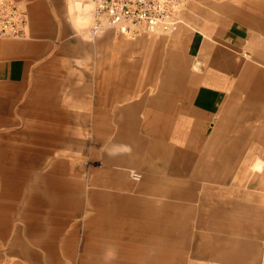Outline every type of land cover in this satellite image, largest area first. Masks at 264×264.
Returning <instances> with one entry per match:
<instances>
[{"label":"crops","instance_id":"0c3cea01","mask_svg":"<svg viewBox=\"0 0 264 264\" xmlns=\"http://www.w3.org/2000/svg\"><path fill=\"white\" fill-rule=\"evenodd\" d=\"M13 1L29 25L22 40L0 39V128L47 109L57 131L72 133L83 101L99 149L93 160L103 165L90 169V205L74 175L77 209L0 196V264L71 262L79 230L68 239L67 226L84 211L79 258L96 264H264V193L228 194L225 177L256 143L264 152V0L206 11L192 0L179 31L151 44L110 43L106 31L98 74L81 78L67 72L72 47L84 41L73 38L63 0Z\"/></svg>","mask_w":264,"mask_h":264},{"label":"rangeland","instance_id":"374dc122","mask_svg":"<svg viewBox=\"0 0 264 264\" xmlns=\"http://www.w3.org/2000/svg\"><path fill=\"white\" fill-rule=\"evenodd\" d=\"M190 1L192 0H189L186 11L187 16L191 15ZM229 1L196 0L195 2L199 4V10L206 11L208 8H213V4L215 3L224 5L229 4ZM189 24L190 20L188 19ZM106 33L112 35L109 42L116 44H135L140 41L151 44L152 42L155 43L173 35V33H166V35H155L150 38L142 37L134 42L120 34L116 35L114 30H108ZM99 39H96L94 42H84L83 44L72 47V52L67 58V61L70 63L69 67L72 68V70L67 71L70 74L69 76L74 73L75 78H81L86 75L88 76V74L94 76L98 74V61L103 59L104 56L98 50V44L101 43V39ZM144 54L140 52L135 56H145ZM153 58L155 59V55H153ZM64 104L65 107L69 105L68 102ZM76 105L79 125L77 126V130L75 129L72 133L69 130V125H63L57 131L56 113L53 114V112L47 109L40 113L39 116L45 115L41 119L37 118L35 109L29 113L28 117L22 116L18 112L19 114L15 122H10V125L0 128V196H20L22 199L33 198L36 204L37 202H49L50 206H62V200H64L66 201L65 205L73 209L75 206L78 207L72 197L73 178L74 175L78 174L81 186L85 190L82 194L84 197L82 198V204L85 206L89 203L88 205H90L89 197L87 196L90 187V169L94 166L100 167L103 164H100L98 159L96 161L93 160V155L99 149L94 146V133L91 131L87 132L86 130L84 123V102L76 101ZM34 106L35 108L37 107L35 104ZM53 106L54 104L40 105L41 109L42 107L52 109ZM20 108L21 105H18L17 110ZM29 124L30 153H27V151L25 152L20 149V145L23 144L22 136L28 131L27 127ZM27 138L26 136L24 139L26 140ZM256 144L255 152L251 149L252 152L245 153L240 157V169L225 172L226 191L229 192L228 194L235 195L239 190L244 193H264V152H262L263 148L260 144ZM90 153H92V158H90ZM228 162L232 164L231 160H228ZM27 164L30 166L28 167ZM259 165H262V169L258 168ZM56 171H60L59 180H57L59 176L54 174ZM78 183L79 181H77V185ZM235 183L238 185V188H235V186L230 187ZM55 184L59 186L55 187ZM63 184H65L64 192L66 197L64 199L61 197V185ZM204 186L206 187L207 185ZM202 190L201 193L207 192L204 188ZM23 205L22 203L20 206L23 208ZM19 212L20 214L26 213L22 212V210ZM88 217L89 214L84 211L75 220L69 221L67 226L68 232H66L68 239L72 237L76 229L79 230V233L76 239L77 247L75 249L73 247L74 251L71 248L68 249L67 254L72 259L71 262L66 261V264H96L95 260L88 261L79 258L84 249L83 236L86 231V220ZM19 220L21 225L25 223V218L22 216L19 217ZM113 261L115 260L109 259L108 261H103V264H111Z\"/></svg>","mask_w":264,"mask_h":264},{"label":"built area","instance_id":"2783aa9c","mask_svg":"<svg viewBox=\"0 0 264 264\" xmlns=\"http://www.w3.org/2000/svg\"><path fill=\"white\" fill-rule=\"evenodd\" d=\"M189 0H101L97 19L134 41L142 37L178 32L184 22ZM29 16L25 8L13 0H0V39L22 40L26 37ZM105 31V32H106ZM133 179L142 175L132 173Z\"/></svg>","mask_w":264,"mask_h":264},{"label":"clouds","instance_id":"9594fccd","mask_svg":"<svg viewBox=\"0 0 264 264\" xmlns=\"http://www.w3.org/2000/svg\"><path fill=\"white\" fill-rule=\"evenodd\" d=\"M101 0H63L65 20L72 36L84 42L102 38L109 25L97 19Z\"/></svg>","mask_w":264,"mask_h":264}]
</instances>
